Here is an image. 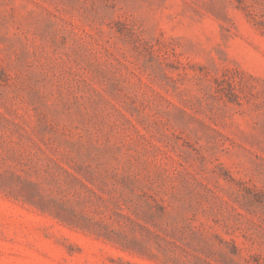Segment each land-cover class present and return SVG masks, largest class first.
<instances>
[{"label": "rangeland", "instance_id": "374dc122", "mask_svg": "<svg viewBox=\"0 0 264 264\" xmlns=\"http://www.w3.org/2000/svg\"><path fill=\"white\" fill-rule=\"evenodd\" d=\"M0 264H264V0H0Z\"/></svg>", "mask_w": 264, "mask_h": 264}]
</instances>
